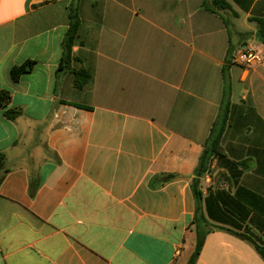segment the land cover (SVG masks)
Instances as JSON below:
<instances>
[{
    "label": "crops",
    "instance_id": "obj_1",
    "mask_svg": "<svg viewBox=\"0 0 264 264\" xmlns=\"http://www.w3.org/2000/svg\"><path fill=\"white\" fill-rule=\"evenodd\" d=\"M81 0L73 68L58 74L72 0H0V264H187L194 172L224 97L225 158L201 179L215 229L196 264H264V0ZM28 60L33 70L13 82ZM21 116L8 120L5 110ZM174 176L172 179H167ZM34 189V195L31 190Z\"/></svg>",
    "mask_w": 264,
    "mask_h": 264
},
{
    "label": "trees",
    "instance_id": "obj_2",
    "mask_svg": "<svg viewBox=\"0 0 264 264\" xmlns=\"http://www.w3.org/2000/svg\"><path fill=\"white\" fill-rule=\"evenodd\" d=\"M81 0H72V3L69 8V28L65 35V38L62 43L63 54L60 60L58 74L64 71H72L75 77V86L79 89L88 85L92 80V75L85 70L80 68L75 70L73 68L74 62L77 61V58L73 55L74 46L80 41V27H81V18L79 14ZM203 9L212 12L220 13V11H233L231 5L227 0H204L202 3ZM253 21H256L258 24V37L261 41L264 42V18H254ZM35 62L28 60L27 62L14 66L10 71V77L13 82H18L22 75L29 73L33 70ZM224 97L219 109V113L212 124L209 138L204 146L203 152L199 158L198 165L194 172V179L192 181V190L195 198V214L193 224L196 227V246L195 250L192 253L187 264H196L203 247L207 236L215 229L209 222L203 207V192L201 190V179L211 172V167L214 160H222L225 158V155L222 152V138L226 130L229 112L231 107V86L229 83V76L227 70H224ZM11 100V94L9 91L0 92V108H7ZM5 117L8 120L14 121L19 116H21V111L18 109H9L5 110ZM5 154L0 153V185L3 181V175L5 172ZM174 176H169L167 179H172ZM35 190H31V195H34ZM241 238L250 241L259 252V254L264 258V247L257 244L249 236L241 233H237Z\"/></svg>",
    "mask_w": 264,
    "mask_h": 264
},
{
    "label": "built area",
    "instance_id": "obj_3",
    "mask_svg": "<svg viewBox=\"0 0 264 264\" xmlns=\"http://www.w3.org/2000/svg\"><path fill=\"white\" fill-rule=\"evenodd\" d=\"M232 62L247 67H256L264 62V55L248 46L239 45L232 54Z\"/></svg>",
    "mask_w": 264,
    "mask_h": 264
}]
</instances>
